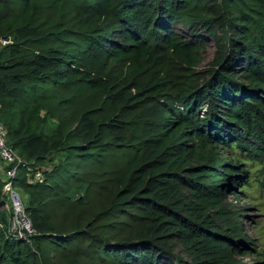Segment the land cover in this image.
<instances>
[{
  "label": "trees",
  "instance_id": "1",
  "mask_svg": "<svg viewBox=\"0 0 264 264\" xmlns=\"http://www.w3.org/2000/svg\"><path fill=\"white\" fill-rule=\"evenodd\" d=\"M3 38L0 122L35 235L0 233V264H240L237 169L192 139L237 140L264 166V0H0ZM155 103L186 123L170 110L147 133ZM206 105L202 141L184 127Z\"/></svg>",
  "mask_w": 264,
  "mask_h": 264
},
{
  "label": "rangeland",
  "instance_id": "2",
  "mask_svg": "<svg viewBox=\"0 0 264 264\" xmlns=\"http://www.w3.org/2000/svg\"><path fill=\"white\" fill-rule=\"evenodd\" d=\"M174 31L184 41H192L191 39H193L186 29L175 27ZM198 34L205 43L201 54L202 62L200 64L199 72L206 75L207 71L211 69L215 46L213 40L207 37L202 31H199ZM9 43L10 40L7 38L0 39V49ZM155 54L158 55L157 59L168 58L167 54L164 55L162 50L156 51ZM168 66H171V63H168ZM183 73L184 70L175 67L171 70L170 76L171 78H183L184 81L182 83H184L187 80H185ZM176 107V104L166 106L155 103L149 105L144 112L147 122V133L156 131L160 125V121H163L167 117L169 118L170 110H175V114H173L179 122L186 123L184 118L177 117V114L182 116V112L177 110ZM208 112H211V108H209L208 105L202 106L199 108L196 118L187 122L188 125L184 128L189 127V135H191V133H193L192 131L197 128L199 123L198 120H208ZM47 130H51V128L47 126ZM192 135L202 140L201 134L193 133ZM203 140L206 139L203 137ZM236 141L237 140H234L230 143V146H227L223 144L222 141L212 145L208 141L200 143L196 141L194 137L192 139V143H196L198 153H210L215 156V159L234 166L235 170L237 169L235 174L238 175V180H236V183L235 181L231 183L232 185L229 186L231 190L229 192H224V201L227 208L229 209L231 206L236 213L240 214L239 221L241 222L242 237L245 241L244 245L246 246L245 254L237 256L236 260L240 264H264V166L261 165L259 161L256 159L254 160L249 156L250 150L239 148ZM250 141L253 142L252 139ZM60 156H58V158ZM180 259L187 260L185 256H182Z\"/></svg>",
  "mask_w": 264,
  "mask_h": 264
},
{
  "label": "built area",
  "instance_id": "3",
  "mask_svg": "<svg viewBox=\"0 0 264 264\" xmlns=\"http://www.w3.org/2000/svg\"><path fill=\"white\" fill-rule=\"evenodd\" d=\"M0 161L3 167L11 165L3 174L0 167V233L5 239L30 242L35 235L31 220L25 210V195L13 183L17 168L22 165L23 159L9 146H7V131L0 122ZM29 179L35 183L41 182L42 175L39 171L30 175Z\"/></svg>",
  "mask_w": 264,
  "mask_h": 264
},
{
  "label": "water",
  "instance_id": "4",
  "mask_svg": "<svg viewBox=\"0 0 264 264\" xmlns=\"http://www.w3.org/2000/svg\"><path fill=\"white\" fill-rule=\"evenodd\" d=\"M0 207H4V203L3 202L0 203Z\"/></svg>",
  "mask_w": 264,
  "mask_h": 264
}]
</instances>
